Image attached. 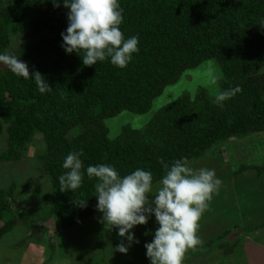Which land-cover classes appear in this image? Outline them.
<instances>
[{"label": "trees", "instance_id": "obj_1", "mask_svg": "<svg viewBox=\"0 0 264 264\" xmlns=\"http://www.w3.org/2000/svg\"><path fill=\"white\" fill-rule=\"evenodd\" d=\"M118 2L125 39L138 37V51L124 68L110 59L84 66L82 50L65 53L61 33L68 27L69 9L63 0H0V54L15 55L28 65L30 76L39 72L51 89L41 93L33 79L0 64V136H5L0 162L20 160L26 146L39 141L37 171L50 184L49 195L40 199L43 207L35 210L17 209L8 201L16 202L14 183L8 192L0 190V238L16 226L26 232L16 247L44 242L53 249L42 224L50 221L60 232L93 215L95 178L85 173L78 189L60 192L59 176L67 171L62 164L70 152L82 150L84 169L107 164L121 177L144 169L155 184L164 174L161 159L190 162L218 143L264 131V0ZM13 33L19 40L11 52ZM207 61L219 70L217 90L239 86L242 91L222 106L202 89L192 98L182 93L141 128L124 125L114 138L107 137L105 119L121 111L146 113L165 86ZM245 170L261 175L264 164L239 165L232 173ZM263 226L264 221L256 227Z\"/></svg>", "mask_w": 264, "mask_h": 264}, {"label": "rangeland", "instance_id": "obj_2", "mask_svg": "<svg viewBox=\"0 0 264 264\" xmlns=\"http://www.w3.org/2000/svg\"><path fill=\"white\" fill-rule=\"evenodd\" d=\"M18 40L19 35L11 34L7 51L13 52ZM214 77H220V73L213 61L185 70L173 84L165 86L160 95L151 101L146 113L139 115L121 111L116 116L105 119L103 124L107 129V137L114 138L124 125L133 129L141 128L156 110L182 93H187L192 98L198 88L209 96H215L218 88L217 84H212ZM41 145L39 141L34 140L26 146L20 160L0 162V190L8 192L11 182L14 183L11 194L16 202L12 199L8 201H12V206L17 209H39L43 207L39 206L40 199L49 195L50 184L47 178L40 176L37 171L35 154L40 152ZM4 149L3 134L0 136V152ZM209 157L216 160L217 164L206 165ZM222 160L224 163H221ZM263 164L264 131L218 143L199 159L188 162V165L195 169H214L221 185L213 194L208 210L199 221L197 235L201 243L207 242V245L199 244L187 251L183 264H264V228L259 227L254 233L249 231L251 229L245 230L246 227L264 221V173L258 175L259 177H256L252 170H245L241 174L232 173L239 165ZM158 183L159 181L153 184L152 194L155 193ZM149 199L152 197L149 196ZM95 203L93 215L72 227L58 231L59 233L53 229L52 222L42 224L41 227H44L52 240L50 244L53 249L44 242H38L39 253L34 260L31 259L33 256L23 255L22 251L27 249L26 243L16 247L26 232L24 228L14 227L0 238V264H18L23 260V264H29L41 258L42 264H150L144 244L152 241L159 227L154 215L149 217L146 225H137L131 230L139 243H133L127 254H121L113 250L121 243L118 229L109 231L104 228L100 223L102 214L96 210L97 200ZM218 206L219 212L212 213ZM209 224L211 226H208ZM222 230H225L224 233ZM146 232L149 234L145 235ZM215 232L218 234L213 235ZM228 235H231L232 240L227 243L224 237ZM244 236L245 239L242 238ZM238 237L241 239L234 242ZM123 242L127 244L126 240ZM221 243L224 248L218 250L215 245ZM222 250L227 251V254ZM28 251L36 252L35 248H29Z\"/></svg>", "mask_w": 264, "mask_h": 264}, {"label": "clouds", "instance_id": "obj_3", "mask_svg": "<svg viewBox=\"0 0 264 264\" xmlns=\"http://www.w3.org/2000/svg\"><path fill=\"white\" fill-rule=\"evenodd\" d=\"M54 6L59 7V4L55 2ZM63 6L69 9L68 27L61 33V47L66 54L82 50V63L89 67L105 59H110L111 64L119 68L127 66L138 51V37L125 39L120 28L123 9L118 0H63ZM0 64L6 65L18 77L33 79L39 92L51 90L39 72H32L30 76L28 65L15 55L0 54ZM220 78L214 77L212 84H217ZM241 91L239 86L217 90L214 100L222 106L224 101ZM82 155L81 150L65 157L62 167L67 171L59 176L60 192L78 189L85 173L89 179L97 180L95 197L96 210L102 214L100 223L109 231L118 229L121 238V243L113 250L127 254L133 243H139L131 230L137 225H146L149 217L154 215L159 227L152 241L144 244L147 259L150 264H183L186 252L201 244L197 235L199 221L221 185L215 170L195 169L188 165L187 158L171 164L161 159L159 163L164 174L152 194L151 171L138 168L121 177L113 166L107 164L89 165L84 169ZM74 203L79 207L86 206V202L78 203L75 199Z\"/></svg>", "mask_w": 264, "mask_h": 264}, {"label": "crops", "instance_id": "obj_4", "mask_svg": "<svg viewBox=\"0 0 264 264\" xmlns=\"http://www.w3.org/2000/svg\"><path fill=\"white\" fill-rule=\"evenodd\" d=\"M210 159H208V162L206 163V165H208V166H211V165H213V164H217L216 163V160L214 161L211 157H209ZM214 161V162H213ZM221 163H224V161L222 160V162ZM219 165V164H218ZM249 171H251V170H249ZM244 172V171H243ZM243 172H241V173H243ZM254 172V171H253ZM240 173V174H241ZM255 175H256V177H259L256 173H255ZM218 209H220V206H218V208H216V209H214L213 210V212L212 213H214V211H216V212H219V210ZM207 225V224H206ZM250 225H252V224H250ZM259 224H253V226L252 227H246L245 228V230L246 229H251V230H249L251 233H254V232H256L258 229H259V227L257 228L256 226H258ZM208 226H211V224H209ZM234 227H236V226H234ZM262 228H264V227H262ZM225 231V230H224ZM223 230H222V233L224 232ZM221 233V232H220ZM243 232H241V234H242ZM216 234H218L217 232H215L213 235H216ZM233 234V233H232ZM231 234V235H232ZM234 234H236L235 232H234ZM231 235H228L227 237H225V239H226V241L227 242H229V241H231L232 239L230 238V236ZM208 237V236H207ZM245 237L246 236H244V237H242V238H244L245 239ZM241 238L240 237H238L237 239H235L234 241L235 242H238L239 240H240ZM205 242V241H204ZM201 244H203V243H201ZM200 244V245H201ZM25 247V246H24ZM23 247V248H24ZM29 248H31V249H34L35 248V250H36V252H29L28 251V249ZM218 250H219V248H217ZM23 252V255H29L30 257H32L31 259H33L34 260V258L35 257H37V254L39 253L38 252V246L37 245H35V244H32V243H28L27 244V249L26 250H24V251H22ZM36 259V258H35ZM23 260V259H22ZM39 260V261H38ZM36 262L35 261H33L32 263H30L29 262V264H39V262H40V264H42L43 262H42V258H41V260L40 259H38ZM24 263V260H23V262H21V263H18V264H23Z\"/></svg>", "mask_w": 264, "mask_h": 264}]
</instances>
